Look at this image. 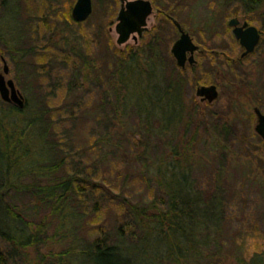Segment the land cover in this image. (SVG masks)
<instances>
[{
	"label": "rangeland",
	"instance_id": "1",
	"mask_svg": "<svg viewBox=\"0 0 264 264\" xmlns=\"http://www.w3.org/2000/svg\"><path fill=\"white\" fill-rule=\"evenodd\" d=\"M2 1L0 48L5 53H0V71L3 57L9 67L6 78L14 80L29 107L27 117L47 110L56 118L52 124L47 113V121L51 123L47 128L50 126L55 142L63 150L55 149V156L50 151L49 157L68 154L62 167L53 174L27 176L24 182L50 185V180L59 182L74 174L79 185L84 179L100 186L99 190L83 193L84 197L77 194L71 199L67 205L74 212L69 217H64L65 210L60 213L54 209V199L40 205L30 190L5 189L4 203L25 217L34 220L37 215L40 217L37 221H46L41 244L11 255L10 264H81V259H76L81 245L97 233H103L110 241H116L119 233L121 253L131 264H141V257L131 253L149 258L152 262L148 264H173L162 250H137L141 240L139 228L130 227L129 215L125 213L129 203L142 206L154 203L160 209L157 202L164 200L160 183L170 172L162 174L156 162L158 157L168 163L177 160L187 180L186 186L168 180L170 191L180 193L182 206L190 210V215L178 223L184 225L185 233L175 229L179 242L187 247L190 233L189 247H192L194 229L212 222L209 209H195L185 191H190L193 197H205L219 190L223 199L217 233L203 229L195 233L198 238L208 237L212 242L209 249L203 247L202 253L213 256L216 264H241L254 254H264V142L254 130L253 111L257 106L264 112V63L256 62L253 55L233 63L231 59H238L240 51L227 25L233 16L249 24L264 25V1L246 10L240 0H151L154 8L147 19V29L140 37L136 35L135 40L130 37L120 45L116 44L115 32L119 0H92V13L78 24L69 23L64 16L69 11L71 15L76 0ZM156 8L170 9L171 16L199 46L193 65L186 63L183 68L176 65L170 48L179 36L178 30ZM32 37L34 44L28 47L33 49L32 55L19 58L15 48L21 40L22 47H27ZM106 48L112 53L113 48L125 51V60L132 55L136 59H132L135 68L141 72L147 69L151 50L157 53L155 57L159 60L152 59L149 75L133 70L126 74L130 93L127 100L133 101V105L136 102L149 107L147 95L158 93L151 85H161L162 73L166 80L177 68L184 70L180 75L183 123L175 133H159L155 117L147 121L138 119L132 111H113L114 97L106 90L109 86L99 81V74L105 75ZM39 50L41 53L48 50L46 56L38 52L35 57L34 51ZM75 54H82L85 64L94 62L101 72L83 69L84 83L82 79L73 83L71 68L84 63ZM208 83H215L218 88V97L212 103L195 96L196 86ZM147 84L150 85L146 88ZM152 109L157 117L164 114L170 120L176 114L172 105ZM4 110L7 107L0 99V168L6 169L7 163L22 153V148L27 149V164H41L50 147V133L44 138L40 131L45 123L21 133L22 141L18 144L19 130L7 127H11L15 117L4 115ZM22 124L21 128L25 126ZM71 186L76 190L72 180ZM7 222L2 219L0 223ZM206 256L205 260L193 258L185 264H210Z\"/></svg>",
	"mask_w": 264,
	"mask_h": 264
},
{
	"label": "trees",
	"instance_id": "2",
	"mask_svg": "<svg viewBox=\"0 0 264 264\" xmlns=\"http://www.w3.org/2000/svg\"><path fill=\"white\" fill-rule=\"evenodd\" d=\"M240 2L241 4H243V7L248 10V8H250L251 5L254 4L255 0H240ZM2 3L3 1L1 0L0 5ZM163 9H166L164 10L166 15L173 17L169 12L170 9ZM64 16L69 23L78 24L72 19L70 11ZM33 44V37L32 39L30 38V40L28 41L27 47H22L21 40L19 47L15 48V50H17L19 53L18 57L24 59L28 55L31 56L33 53L31 51L33 49H29L28 47ZM44 48H49V46H46ZM47 51L48 50H42L43 53H41L40 50L37 52L34 51L35 57H37V55L39 54L38 52L41 53L39 55L42 56V54H44L46 56ZM151 51L150 52L152 53V56H150V58L146 57L148 58L146 62L147 69L145 68V71L141 72L139 69L135 68L134 65L136 64H134V60H132L135 58L132 57V55L127 54L128 57L125 60V51L113 48L112 53L109 51V49H107V51L104 52L107 57V59H104L105 75L101 76V74H99L100 80H98L101 82L103 81V84L105 86H109L106 90L107 92H109V96L112 95L114 97V108L112 109L115 113L118 112V109H121L122 113L132 111L134 114H136L138 119H144L147 121H149L150 118L155 117L159 121V133L167 131L173 134L175 133L176 129L180 127V125L183 123L181 122L184 111V104L181 101V87L183 79L180 75L183 74V72L181 71L184 70L179 71V68H177L174 73L170 72L169 77L166 80H164L162 73V80L160 81L161 85H151V87H155L158 90V93L152 96L147 95L148 99L146 100L147 102H149V107H146V104L138 105L136 102L133 105V101L127 100L130 93L128 86L129 81L126 77V74L130 72V70H133L139 74L149 75V66L153 64L152 59H155V56L157 54H155V49ZM0 53H5L4 48H0ZM73 56L79 57L80 60L84 62L83 65L71 68V77L74 79L72 81L73 83H77V81L80 82V79H82V83H84L83 80H85V70L96 69L101 72L99 66H96L94 62L93 64H89V62L85 64L86 60L82 56V54H75ZM3 59L4 58L2 57V60ZM244 59L246 58H238L237 60H234L233 63L237 64L239 63V61H242ZM156 60L159 59L156 58ZM33 70L35 72L34 67ZM82 72H84V75L82 74ZM110 75H113V79L110 78ZM198 82L204 83L201 81ZM149 85L150 84H147L146 88ZM2 102L7 107V110L2 111L4 115L12 114L15 117L14 122L11 124V127L10 125H8L7 127H9V130L13 129L14 127L19 130L20 133L18 144L22 141V134H25L27 129L31 128V126L33 125L36 126L40 125V123H45V126L43 128L40 127L41 134L44 138L47 136V134L50 133L49 154L46 155L47 157L45 158V160L41 161V164H38L36 166H33L32 164H27V149L22 148V153L16 155V157L14 156V159L9 161L12 164H9L8 162V165H6V169L3 170L2 168H0V219H6L9 222L3 224L0 223V264H10L12 260L10 257L11 255H19L21 250H23L24 248L34 247L41 244V242L43 241V236L45 235L44 224H46V221H37L36 219L40 218L37 215L34 217V220L30 219L29 217H25L21 212L17 211L15 207L11 206L9 203H4L5 189L20 188V190H30L32 193L35 194L34 198L40 205L54 199V209H56V211L60 213H63L65 210L64 217H69L74 212L70 209L69 205H67L69 204V201L75 198L77 194H82V197H84L85 194L83 193H86L87 191L93 192V190H99L100 186L97 185L95 181H91V183H86L87 181H84V179H81L83 180V184L79 185L77 180L74 181V177L76 176L74 174H71L73 177H70V179L64 178L59 182H54V180H50V185H42L41 183H37L34 181V183H25L24 178H26L27 176L35 178L37 175L53 174L56 170L62 167L63 163L68 158V154L62 153L60 157V155L57 153V157L54 159L52 157H49L50 151L52 154L54 152L55 156L56 151L60 152L63 149L57 143L58 141L55 142L54 133L50 132V126L49 128H47L48 125H51V123L53 124V120L56 119H53L52 114L47 112V110H36L37 112L34 115L27 117L26 115L28 113L29 107L26 105V101L23 108H18L11 103H6L4 101ZM159 105H163L166 107L172 105L173 109H175L174 111L176 112L174 118L170 120L166 118V115L164 114L157 117L154 114L152 108ZM115 107L117 110L115 109ZM47 113H49L52 119L51 123L49 120L47 121ZM15 115H17L18 117H16ZM22 123H25V126L23 128H21V125H23ZM3 136L5 140L8 139L6 133ZM52 145L54 146V149L52 148ZM55 149L56 151H54ZM7 158L8 156H6V160ZM79 161L80 159L76 160V162ZM156 162H158V166L159 168H161L162 174L170 172V176L166 178L164 175L163 180H161L160 183V187L164 190V200L161 199V202H157L159 203L160 209H158V207H156L154 203L149 206H142L139 204L136 205L129 203L127 209H125V213H128L129 215L130 227L132 229L136 227L139 228L141 240L138 241V245H136V248L138 251L146 250V248H150L156 252H158V250H162L166 253L165 255L167 259L173 262V264H185L188 261L190 262V260H192L193 258L202 257V260H205L206 255L202 253L204 251L203 247H205V249H209V245L211 247L212 242L209 241L208 237L205 240L198 238L195 233L199 231V229H203L204 232L215 230L214 233H217L219 223L222 220V192L219 193V190H216L215 192H212L208 194V196L206 195L205 197H193L190 191H185V194L188 196L189 201H192V203L190 202V204H192L193 207L196 206L194 207L195 209H201L204 207H207L209 209V218L212 220V222H209L205 225H201L200 227L198 226L194 229V236H192L194 237L192 247H189V243L190 241L192 243V240L190 239L191 234L188 233L189 238L186 239V241H188V245L187 247H185L182 242H179V240L175 237L174 234L176 233V228H178L183 234L185 233L184 225H178V223H181V220L186 219L187 216L190 215V210L188 208L187 210H185L182 206L183 202H180V193L175 192V190L170 191L168 187L169 185H171L168 184V180H170L169 183H177L186 186L187 180L185 173H183L182 168L178 164L177 160L168 163L167 161H162V159L158 157ZM71 180L74 183L76 190H74L71 186ZM164 184H167L166 189L164 188ZM96 213L98 214V212ZM96 213L95 215L97 216ZM94 235L95 236L93 239L81 245L80 251L77 253L78 256L76 259H81V264H131L132 261L130 262L127 256L125 257L121 253L122 248H120L118 245V241H120L121 239V235L119 233L117 234L119 237H116V241L108 240V237H106L103 233H97ZM129 252L131 253V251H126L127 254H129ZM131 254L135 257L140 256L141 264H148L146 262H152L149 258L144 257L142 255L136 253ZM206 258L210 264H216V260L213 256H206ZM71 263L73 262L71 261ZM241 264H264V254H254L248 260L243 261Z\"/></svg>",
	"mask_w": 264,
	"mask_h": 264
},
{
	"label": "water",
	"instance_id": "3",
	"mask_svg": "<svg viewBox=\"0 0 264 264\" xmlns=\"http://www.w3.org/2000/svg\"><path fill=\"white\" fill-rule=\"evenodd\" d=\"M120 7L116 15L115 32L117 33L116 44H124L133 35L140 36L146 28L147 18L153 12V6L150 0H119ZM92 0H76L72 10L71 17L76 22L85 21L92 13ZM180 33L179 37L171 46L170 52L173 55L176 64L183 68L187 64L195 63L194 53L198 50V46L194 44L191 36L174 21ZM237 18H231L228 25L233 27V34L244 48L240 57L253 52L259 40L257 29L244 22L239 26ZM9 73V67L3 59V69L0 71V98L6 103H11L18 108H23L25 100L13 79L6 78ZM195 95L201 101L212 103L218 97V90L215 84L198 85L195 88ZM257 121L254 126L255 132L264 141V113L257 107L253 108Z\"/></svg>",
	"mask_w": 264,
	"mask_h": 264
},
{
	"label": "flooded vegetation",
	"instance_id": "4",
	"mask_svg": "<svg viewBox=\"0 0 264 264\" xmlns=\"http://www.w3.org/2000/svg\"><path fill=\"white\" fill-rule=\"evenodd\" d=\"M261 1H264V0H255V2H254V4L253 5H251V7L250 8H248V10H250V9H253V7L255 6V5H257L258 3H260ZM156 10L159 12V13H161V14H163L164 15V17L166 18V19H169V20H171V22L172 23H174V21L176 20L175 18H173V17H170V16H168V15H166V13L164 12V11H162L161 9H159V8H156ZM231 18H237L238 20H239V26H242V24L244 23V22H247L248 23V25H252V26H254L256 29H257V32H258V34H259V40H258V43H257V45L255 46V48H254V50H253V52L251 53V54H249V55H246L244 58H246V57H248V56H250V55H253L254 56V58H256V62H258V63H264V25H254V24H249V22L248 21H246V20H241L239 17H237V16H233V17H230L229 18V20L231 19ZM228 20V21H229ZM175 24V23H174ZM227 25H228V22H227ZM176 26V25H175ZM228 27L231 29V33H232V35H233V37L235 38V36H234V34H233V27H231V26H229L228 25ZM176 28H177V26H176ZM177 30H178V28H177ZM134 40L136 39L135 37H132ZM235 40L238 42V48H239V51H240V54L243 52V50H244V48L241 46V44L239 43V40L238 39H236L235 38ZM211 57V56H210ZM236 58V57H235ZM231 59V60H236V59Z\"/></svg>",
	"mask_w": 264,
	"mask_h": 264
}]
</instances>
